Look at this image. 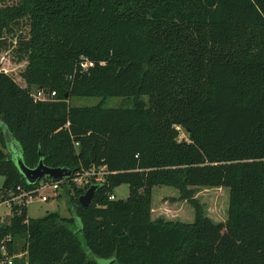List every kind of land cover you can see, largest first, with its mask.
<instances>
[{"label": "trees", "instance_id": "16d2710c", "mask_svg": "<svg viewBox=\"0 0 264 264\" xmlns=\"http://www.w3.org/2000/svg\"><path fill=\"white\" fill-rule=\"evenodd\" d=\"M2 52L24 65L21 84L0 69V189L57 182L69 216L27 218L24 197L10 202L0 264L16 238L22 264H264V0H0ZM74 96L134 101L69 106ZM10 141L25 167L68 176L27 184ZM89 166L101 180L81 207L90 184L71 180ZM120 184L126 197L109 199ZM153 186L175 188L192 222L151 218ZM199 187L227 188L224 222L203 214Z\"/></svg>", "mask_w": 264, "mask_h": 264}, {"label": "rangeland", "instance_id": "374dc122", "mask_svg": "<svg viewBox=\"0 0 264 264\" xmlns=\"http://www.w3.org/2000/svg\"><path fill=\"white\" fill-rule=\"evenodd\" d=\"M14 0H3L4 4H10ZM24 63H16L13 60L10 52L0 53V69L10 74L18 83L21 84L18 72L23 68ZM38 90V89H36ZM32 94L36 91L32 88ZM45 92V91H44ZM49 98L46 100H52ZM138 100L145 103L146 96H141ZM134 99L132 97H69L67 103L69 106H90L100 103L104 108H130L132 107ZM179 138L186 139L182 131L179 133ZM16 145L14 142H7L6 152L9 157L15 163L16 156ZM0 150H3L0 143ZM102 166L95 167L89 166L87 170H83L79 177L75 181L71 182L75 186H83L82 181L85 173L91 174L94 172V178L101 179L99 172L102 170ZM74 175L77 176V173ZM83 176V177H82ZM82 177V178H81ZM2 183V176H0V186ZM52 191L49 187H46L38 192L39 194H44L47 196L45 201H42L38 196H32L25 202V213L27 218H39L42 217L45 212H53L62 217H68V209L66 205V194L61 187H58L55 191V196H52ZM227 188H196L194 197L201 204L203 209V214L207 216L210 220L214 222H224L226 219V208H227ZM114 199H123L127 195V186L125 184H120L115 187L112 192ZM12 194L8 189H0V223L6 224L9 219V205L5 202V199L11 197ZM177 190L170 186H153L150 193V206L151 212L150 217L156 218L161 217L164 220H173L181 222H192L193 220V209L185 201H179L177 199ZM6 197V198H5ZM3 202V203H2ZM24 243V239L16 238L13 243L12 255L9 256L11 259V264H22L24 261L23 251L21 249ZM89 257L97 264H107V260L97 258L93 255Z\"/></svg>", "mask_w": 264, "mask_h": 264}, {"label": "built area", "instance_id": "2783aa9c", "mask_svg": "<svg viewBox=\"0 0 264 264\" xmlns=\"http://www.w3.org/2000/svg\"><path fill=\"white\" fill-rule=\"evenodd\" d=\"M92 65V63L87 60L86 58H82L81 61L79 62L78 66L81 70H85L86 68L90 67ZM33 98L36 100H41V99H49V98H53L54 96V91H43V90H37L34 94H32ZM97 173V172H96ZM96 173L94 174V172H92L91 174H87L85 173L84 178L82 179V181H79L80 183L82 182L83 185H87L90 183H95V182H99L101 179L98 178H94L93 175H96ZM99 174L101 175V172H99ZM81 175V173H77V176L74 175L72 177V180L75 181L77 178ZM82 176V177H83ZM81 177V178H82ZM46 187H49L51 189L52 196H55V191L58 188L57 186V182H53V181H39L36 185V187L32 188L31 190L24 192V191H20V189L18 187H16V191L17 194L13 195L7 199H5V202L9 205L10 202L13 203H19L21 200V197L25 198V202L27 199L31 198L32 196H38V198L42 201H45L47 196L44 194H39L38 192ZM109 199H113V196L110 195L108 197ZM3 203V202H2ZM6 239H9V236H6ZM0 251L2 254H5L6 250L4 245L0 246ZM24 254V253H23ZM3 264H11V259L9 256L5 257L4 260L2 261Z\"/></svg>", "mask_w": 264, "mask_h": 264}, {"label": "water", "instance_id": "95a60500", "mask_svg": "<svg viewBox=\"0 0 264 264\" xmlns=\"http://www.w3.org/2000/svg\"><path fill=\"white\" fill-rule=\"evenodd\" d=\"M15 166L18 172L22 175L27 184H33L43 176H47L51 180H58L68 176V172L64 168L46 167L41 161H38L33 168L25 167L18 155L15 156ZM97 188L96 184H90L86 190L77 197V203L81 207H86L92 200L93 192Z\"/></svg>", "mask_w": 264, "mask_h": 264}, {"label": "crops", "instance_id": "0c3cea01", "mask_svg": "<svg viewBox=\"0 0 264 264\" xmlns=\"http://www.w3.org/2000/svg\"><path fill=\"white\" fill-rule=\"evenodd\" d=\"M7 224V223H6Z\"/></svg>", "mask_w": 264, "mask_h": 264}]
</instances>
